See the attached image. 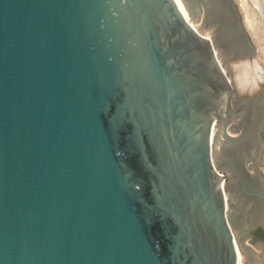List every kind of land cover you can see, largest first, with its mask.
I'll return each instance as SVG.
<instances>
[{"label": "water", "instance_id": "water-1", "mask_svg": "<svg viewBox=\"0 0 264 264\" xmlns=\"http://www.w3.org/2000/svg\"><path fill=\"white\" fill-rule=\"evenodd\" d=\"M182 3L0 0V264H264L254 47Z\"/></svg>", "mask_w": 264, "mask_h": 264}, {"label": "rangeland", "instance_id": "rangeland-1", "mask_svg": "<svg viewBox=\"0 0 264 264\" xmlns=\"http://www.w3.org/2000/svg\"><path fill=\"white\" fill-rule=\"evenodd\" d=\"M234 2V0L232 1ZM239 9V10H238ZM237 10H238V14L240 16V22H241V25L244 29V31L247 33V35L249 36V40L250 42L252 43L253 47H254V52L253 54H249V55H244V56H239V57H235V58H232V59H229V60H226V63H227V67H228V70H229V74H230V78H231V82H232V85H233V88H234V91L236 93V96L237 97H250V98H253L263 87H264V69L263 67H261L262 65H264L263 60H264V57L262 56L261 59L262 61H255L256 62V65L252 67L254 68L255 67V70H252V71H248V74L252 77H255L256 76V79L254 78H250V79H253L252 82L256 85L253 84V87L254 89H250V88H253V87H248L246 85H243L242 84L240 85V83L238 82V74L242 77L243 75H245V72L244 71H241V67L239 65V61H245V60H251V59H254L261 51V49L264 47V13H262V16L260 19H258V22L255 23V29L254 31H252V29H250L249 27H247L248 25L246 21V18L244 16V12L241 11V7H239ZM243 12V13H242ZM244 17V18H243ZM259 43V45H258ZM260 46V47H259ZM260 49V50H258ZM263 50V49H262ZM263 55V54H262ZM254 56V57H253ZM238 61V62H237ZM254 62V63H255ZM236 63H237V66H236ZM258 63V64H257ZM234 64V65H233ZM256 66H258L257 68H260V69H257ZM236 67H239L240 70H238ZM236 70V71H235ZM237 71H240V72H237ZM236 72V73H235ZM243 72V73H242ZM252 72V73H251ZM259 72H263V73H260ZM235 74H237L236 76H234ZM242 74V75H241ZM254 75V76H253ZM262 75V76H261ZM249 76H246L249 78ZM258 77V78H257ZM237 81H235V79ZM259 79V80H258ZM255 81V82H254ZM261 81V82H260ZM238 84V85H237ZM239 86L241 87H245L244 89L243 88H240ZM251 86V85H250ZM247 87V88H246ZM243 89V90H242ZM247 89V90H246ZM252 91H250V90ZM249 91V92H248ZM229 133V131H228ZM231 136H234V137H237L239 136V132H231L229 133ZM257 167L259 168L262 176H263V179H264V131L262 132V146H261V154L257 160Z\"/></svg>", "mask_w": 264, "mask_h": 264}, {"label": "bare ground", "instance_id": "bare-ground-1", "mask_svg": "<svg viewBox=\"0 0 264 264\" xmlns=\"http://www.w3.org/2000/svg\"><path fill=\"white\" fill-rule=\"evenodd\" d=\"M180 11L182 12L183 16L185 17V19L188 21L190 19V17L188 16V12L187 10L185 9L183 3H182V0H175ZM233 1V0H232ZM235 5H236V8L238 9L239 7H241V11H243L242 13L244 14L245 18H246V21L248 25L247 27H249L250 29H252V31L256 30L255 29V23L258 22V19L261 18L262 16V13H264V0H234L233 2ZM239 10V9H238ZM244 18V17H243ZM259 45V43H258ZM260 47V46H259ZM263 49V50H262ZM261 49V51L259 53H257L258 55L254 58V59H251V60H245V61H237L240 65V67L242 68L241 71H244L245 72V75H243L242 77L238 74V76H236L237 74H235L234 76L238 77V82L240 83V85L242 84L243 85H246L248 87H253V82L252 80L255 78L256 79V76L255 77H252L251 74L249 76L248 74V71H252V70H255V67L253 68L251 64H253V66L256 65V62L255 61H262L261 57L263 56L264 57V47ZM260 50V49H258ZM263 54V55H262ZM254 57V56H253ZM255 60V61H254ZM255 62V63H254ZM264 63V60L263 62ZM255 64V65H254ZM258 64V63H257ZM234 65V64H233ZM236 66H237V63H236ZM258 66H256L257 68ZM261 67H263L264 69V65H262ZM238 70L239 67H236ZM257 69H260V68H257ZM261 70V69H260ZM236 71V70H235ZM237 72H240V71H237ZM253 72V71H252ZM251 72V73H252ZM236 73V72H235ZM243 73V72H242ZM260 73H263V72H259ZM242 75V74H241ZM246 76H249L246 77ZM254 76V75H253ZM262 76V75H261ZM250 78H253V79H250ZM258 78V77H257ZM235 79V78H234ZM259 80V79H258ZM235 81H237L235 79ZM255 82V81H254ZM261 82V81H260ZM238 85V84H237ZM251 85V86H250ZM256 85V84H254ZM240 88H245V87H241L239 86ZM247 88V87H246ZM242 89V90H243ZM250 89H254L253 88H250ZM249 89V90H250ZM245 90V89H244ZM247 90V89H246ZM252 91V90H250ZM249 92V91H248ZM229 133H231L230 130H228ZM237 253V251H236ZM236 264H239V258H238V255H237V263Z\"/></svg>", "mask_w": 264, "mask_h": 264}]
</instances>
